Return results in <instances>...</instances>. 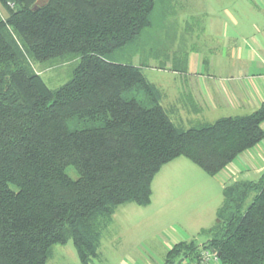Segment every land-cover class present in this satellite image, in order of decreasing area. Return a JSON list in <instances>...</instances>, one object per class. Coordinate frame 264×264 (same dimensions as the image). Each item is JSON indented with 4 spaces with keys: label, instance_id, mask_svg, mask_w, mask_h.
<instances>
[{
    "label": "trees",
    "instance_id": "trees-1",
    "mask_svg": "<svg viewBox=\"0 0 264 264\" xmlns=\"http://www.w3.org/2000/svg\"><path fill=\"white\" fill-rule=\"evenodd\" d=\"M36 2L0 0V264H47L70 240L88 264L118 207L151 203L164 165L185 157L217 176L260 143L264 104L180 129L141 67L110 60L140 45L168 0ZM180 60L172 71L186 73ZM30 61L74 69L50 89ZM217 218L206 242L176 244L165 264L196 262L202 250L220 253L219 264H264V175L227 185Z\"/></svg>",
    "mask_w": 264,
    "mask_h": 264
},
{
    "label": "rangeland",
    "instance_id": "rangeland-1",
    "mask_svg": "<svg viewBox=\"0 0 264 264\" xmlns=\"http://www.w3.org/2000/svg\"><path fill=\"white\" fill-rule=\"evenodd\" d=\"M236 2L237 0H174L170 4L168 0L167 5L157 7L152 16L153 26L144 33L140 45L118 52L111 56L110 60L141 67L149 81L156 85L172 83L174 62L178 63L181 58L183 66V61L190 58V55L207 56L208 42L204 35L200 34L204 24L201 14L207 10L219 14V11L221 13L222 8L226 7L224 5L231 7V4L234 6L233 3ZM0 16L3 19L8 17L1 4ZM163 50L171 51L177 60L166 62L158 59V53ZM161 64L167 65L169 69L160 70L158 67ZM30 66L50 89H57L69 81L74 69V66L69 64L50 66L36 61H30ZM164 104L165 102H162V105ZM198 120L199 118L188 117L172 121L177 127L186 130L199 125L201 122ZM195 168L197 171L187 172L193 176L190 182H186V186L170 187V192L167 187L159 186L157 181L156 201L151 207H148L150 204L147 208L139 207L134 203L118 207L111 221L100 228L97 256L90 258L88 264H162L169 241L173 243L195 240L199 244L206 242L208 237L203 232L216 226L217 211L224 200L225 185L232 183L227 180L226 184H222L220 177L215 176L203 179V171L199 167ZM68 173L76 177L73 170ZM164 190L169 196L165 198L168 199L165 204L160 202L159 198L160 194L166 193ZM65 248H69L67 253ZM58 250H63L61 258ZM70 250L73 256H70ZM47 264L82 263L76 254L73 241L70 240L66 245H58L53 249Z\"/></svg>",
    "mask_w": 264,
    "mask_h": 264
},
{
    "label": "crops",
    "instance_id": "crops-1",
    "mask_svg": "<svg viewBox=\"0 0 264 264\" xmlns=\"http://www.w3.org/2000/svg\"><path fill=\"white\" fill-rule=\"evenodd\" d=\"M233 4L231 7L224 5L226 7L219 14L210 10L201 14L204 24L200 34L208 42L206 57L190 55L186 59L188 71H172V83L156 85L146 77L158 90L160 103L165 102L162 106L172 120L195 117L199 118V125L211 124L219 119L250 114L264 104V0H237ZM167 69L168 66L164 71ZM195 167L198 166L185 157L164 165L153 181L152 200L148 207L156 201L157 181L170 192V187L186 186L193 176L187 172L197 171ZM203 173L200 175L203 179L212 177ZM263 175L264 139L241 153L215 177H220L222 184H226L227 180L229 183L257 181ZM167 195V192L160 194V202L167 203ZM180 242L166 244L168 251L162 264H165L168 252ZM64 250L67 253L69 248ZM57 252L61 258L63 250ZM71 252L70 256H73Z\"/></svg>",
    "mask_w": 264,
    "mask_h": 264
},
{
    "label": "built area",
    "instance_id": "built-area-1",
    "mask_svg": "<svg viewBox=\"0 0 264 264\" xmlns=\"http://www.w3.org/2000/svg\"><path fill=\"white\" fill-rule=\"evenodd\" d=\"M185 264H219V256L216 252L202 250L196 262Z\"/></svg>",
    "mask_w": 264,
    "mask_h": 264
},
{
    "label": "water",
    "instance_id": "water-1",
    "mask_svg": "<svg viewBox=\"0 0 264 264\" xmlns=\"http://www.w3.org/2000/svg\"><path fill=\"white\" fill-rule=\"evenodd\" d=\"M50 0H37L35 8L45 6ZM220 256V253L218 254Z\"/></svg>",
    "mask_w": 264,
    "mask_h": 264
}]
</instances>
